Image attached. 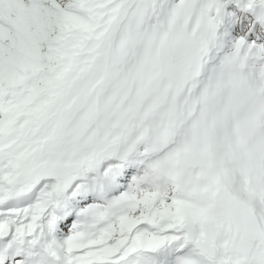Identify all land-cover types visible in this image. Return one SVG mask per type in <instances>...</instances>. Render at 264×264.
<instances>
[{"label":"snow or ice","instance_id":"1","mask_svg":"<svg viewBox=\"0 0 264 264\" xmlns=\"http://www.w3.org/2000/svg\"><path fill=\"white\" fill-rule=\"evenodd\" d=\"M0 264H264V0H0Z\"/></svg>","mask_w":264,"mask_h":264}]
</instances>
